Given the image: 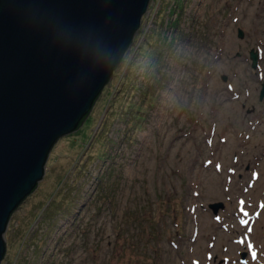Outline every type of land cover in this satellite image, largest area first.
<instances>
[{
    "label": "rangeland",
    "instance_id": "rangeland-1",
    "mask_svg": "<svg viewBox=\"0 0 264 264\" xmlns=\"http://www.w3.org/2000/svg\"><path fill=\"white\" fill-rule=\"evenodd\" d=\"M263 81L264 0H150L1 264H264Z\"/></svg>",
    "mask_w": 264,
    "mask_h": 264
},
{
    "label": "water",
    "instance_id": "water-1",
    "mask_svg": "<svg viewBox=\"0 0 264 264\" xmlns=\"http://www.w3.org/2000/svg\"><path fill=\"white\" fill-rule=\"evenodd\" d=\"M149 1L0 0V264L12 212L43 178L57 139L91 112ZM249 56L255 68L257 50Z\"/></svg>",
    "mask_w": 264,
    "mask_h": 264
},
{
    "label": "snow or ice",
    "instance_id": "snow-or-ice-1",
    "mask_svg": "<svg viewBox=\"0 0 264 264\" xmlns=\"http://www.w3.org/2000/svg\"><path fill=\"white\" fill-rule=\"evenodd\" d=\"M241 203H243V201H241ZM242 210H243V209H242ZM245 215H247V213H245ZM241 223L244 224V223H247V221H245V220H241ZM249 231H251V229H249ZM241 242H243V241H241ZM247 247H248V250H249V252H250V254H251L252 259L255 260L257 254H256L255 250L253 249L252 244L249 243V244L247 245Z\"/></svg>",
    "mask_w": 264,
    "mask_h": 264
},
{
    "label": "flooded vegetation",
    "instance_id": "flooded-vegetation-1",
    "mask_svg": "<svg viewBox=\"0 0 264 264\" xmlns=\"http://www.w3.org/2000/svg\"><path fill=\"white\" fill-rule=\"evenodd\" d=\"M230 96H231L230 99L233 100V99H237V98L240 96V94H232V95H230ZM259 99L261 100L262 98H259ZM241 105H242V106H245V103L242 102ZM245 111H246V110H245ZM250 111H251V110H248V109H247L246 112H250ZM198 112H199V111H198ZM198 112H197V113H198Z\"/></svg>",
    "mask_w": 264,
    "mask_h": 264
},
{
    "label": "trees",
    "instance_id": "trees-1",
    "mask_svg": "<svg viewBox=\"0 0 264 264\" xmlns=\"http://www.w3.org/2000/svg\"><path fill=\"white\" fill-rule=\"evenodd\" d=\"M149 88H150V87H149ZM141 105H142V108H143V109H146V107H144V104H141ZM143 112H144V111H143ZM141 118H142V116H141Z\"/></svg>",
    "mask_w": 264,
    "mask_h": 264
},
{
    "label": "bare ground",
    "instance_id": "bare-ground-1",
    "mask_svg": "<svg viewBox=\"0 0 264 264\" xmlns=\"http://www.w3.org/2000/svg\"><path fill=\"white\" fill-rule=\"evenodd\" d=\"M264 190V189H263ZM250 222H252V221H250ZM251 243V242H250ZM252 244V243H251ZM252 246H253V249L255 248V245L254 244H252ZM257 258V257H256Z\"/></svg>",
    "mask_w": 264,
    "mask_h": 264
}]
</instances>
